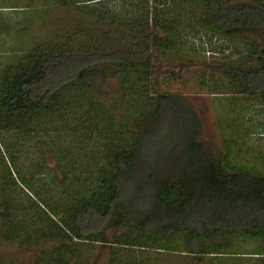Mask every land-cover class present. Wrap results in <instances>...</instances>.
<instances>
[{"label":"trees","instance_id":"trees-1","mask_svg":"<svg viewBox=\"0 0 264 264\" xmlns=\"http://www.w3.org/2000/svg\"><path fill=\"white\" fill-rule=\"evenodd\" d=\"M90 1L74 0L83 18L63 21L53 37L25 51L0 78L2 144L3 133H14L27 146L49 145L62 171L43 184L49 173L44 162L36 161L38 171L30 174L6 148L1 152L4 166L10 161L16 170L8 169L10 180L2 179L0 188L4 236L15 237L8 233L10 210L22 209L11 192L26 187L37 193V208L49 213L44 219L51 229L45 233L59 242L50 257H38L39 264H78L82 245L108 241L116 256L122 247L156 254L237 253L249 241L256 247L247 252L264 262V166L238 161L231 146L224 151L206 144L198 111L185 94L170 89L185 72L171 60L198 59L184 48L178 20L160 19L156 4L112 12ZM200 1L205 14L197 17L198 25L240 46L249 43L247 57L253 58L233 65L227 62L233 52L222 51L210 74L213 86L264 102V0ZM251 30L260 33L262 45L250 39ZM206 75L197 70L195 80ZM158 76L167 86L161 87ZM109 79L116 81L110 93L104 88ZM236 114L230 113L228 130L239 134L243 119ZM48 128L62 132L51 139L65 138L66 146L42 139ZM86 260L79 264H90Z\"/></svg>","mask_w":264,"mask_h":264},{"label":"rangeland","instance_id":"rangeland-1","mask_svg":"<svg viewBox=\"0 0 264 264\" xmlns=\"http://www.w3.org/2000/svg\"><path fill=\"white\" fill-rule=\"evenodd\" d=\"M73 1L0 0V78L3 73L7 72L6 67H9L12 62L20 60L25 51H28L41 40L53 37V32L62 27L63 21L71 22V20L77 21L83 18V13L75 9L74 3L72 4ZM90 4L112 12H119L131 4H137V7L140 6V10L144 6L147 8L148 5L152 7L156 4L160 8L157 11L154 10L159 14L160 19L167 17L174 22L178 20L179 31L182 33L179 32V34L181 42L185 44L184 48L198 56L199 60L185 61V63L181 64L171 60L174 65L177 64L180 65L179 67L184 68L185 72L183 79L173 82L170 85V89H176L185 94L191 101L193 108L198 111L203 121L202 140L206 144L217 150L224 151L231 146L237 152L235 155H237L238 161L249 160L251 165L258 169L264 166V102H260L261 99H254L249 96L247 99L245 93H240L232 88H226V90L215 88L213 85L216 80L211 77L212 75L210 76V74H213L214 61H219L218 59L223 56L222 51L233 52L227 58L228 63L235 65L236 63H243L245 60L248 63H252L253 58L249 59L248 57L251 56L247 57L249 52L246 51L249 43L246 47L240 46L230 38L220 36L217 33L213 34L211 28L209 30L204 26H199L197 17L205 14V4L200 0H149L147 4L143 0H91ZM134 12L137 11L134 10L131 13L135 14ZM248 33L250 39L256 44L262 45V38L257 30H251ZM189 47L195 52L191 51ZM213 51L217 53L215 55L219 56L218 58L212 57ZM173 52L181 54V49L179 46H174ZM197 70L208 71V75H206V78L201 79V82L195 80ZM222 78L230 82L229 76H222ZM158 79H161V76H158ZM161 83V87L167 86L163 84L162 79ZM104 88L109 93L113 92L116 88L115 79L107 80ZM215 97L218 98L215 99ZM258 97L261 98L260 95ZM236 111L241 114L243 119L242 124L238 123L237 129L239 130L240 128L241 131L239 134L231 133L228 130L233 120L231 116L237 115ZM231 112L232 115H230ZM49 129L43 131V133L49 131L47 135L44 134L40 137L44 140L50 139L52 147L62 148V146H66V143H63V141L66 142L65 138L59 141L51 139L55 136L57 138L63 137L62 132ZM230 137L234 138V142H230ZM3 139L6 145L2 144L0 136V160L1 152H6V148L7 152L18 158L17 160L21 162L20 165L24 172L29 171L30 174L37 172L36 161L45 163L49 173L47 172L46 179H41L42 182L39 181L40 183L51 184L53 176L58 175L61 177V167H59L54 158V155L57 154L56 152L53 154L48 150L49 145L42 147L41 143L35 145L30 142V146H27L25 139H21L14 133H3ZM42 150H44L45 155L41 154ZM9 164L13 172H15V166L10 161ZM10 167L6 168L4 163L0 161V188L3 187L2 179L7 182L10 180L11 176L7 173ZM26 174L30 176L29 173ZM11 193L13 194L11 198H15L17 206L22 207V209L10 210L13 214L9 218L8 223L10 225L9 228L12 229L8 233H12L15 236L12 238L4 236L5 225L8 224L5 223V220L0 215V264H39L38 257L43 253L46 258L50 257L53 250L51 249L52 245L59 244V242L54 241L50 235L45 233L46 230L51 229L44 219L47 218L49 213L43 209L45 207L42 209L37 208L40 201L37 198V193L33 190L24 187L21 191L17 189L12 190ZM14 216L17 219H14ZM108 236L110 240L114 235ZM244 240L241 239L239 242ZM257 243H260V241H257ZM255 244V242H243L242 245H239L241 247L237 253L227 252L204 255L184 251L182 246L180 247V249H183L181 253H166L164 251L161 254H156V249L130 247L124 249L126 247H122L120 254L116 256L114 249L112 250L113 253H111L112 243L109 241L95 242L82 245L80 254L78 253L75 260H78V264L83 259H87L86 262L90 264H117L118 259L120 264H130L134 260H137L139 264H264L263 259H261L263 257H257L258 255L247 252L256 247ZM233 248L235 246L230 247L229 250ZM114 255L116 262L115 260L112 262ZM41 264H44V262H41Z\"/></svg>","mask_w":264,"mask_h":264}]
</instances>
